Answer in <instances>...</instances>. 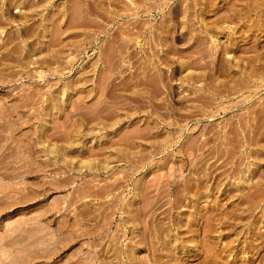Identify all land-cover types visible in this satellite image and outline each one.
<instances>
[{
    "label": "rangeland",
    "instance_id": "1",
    "mask_svg": "<svg viewBox=\"0 0 264 264\" xmlns=\"http://www.w3.org/2000/svg\"><path fill=\"white\" fill-rule=\"evenodd\" d=\"M0 264H264V0H0Z\"/></svg>",
    "mask_w": 264,
    "mask_h": 264
}]
</instances>
